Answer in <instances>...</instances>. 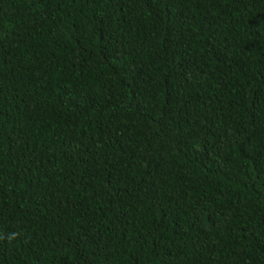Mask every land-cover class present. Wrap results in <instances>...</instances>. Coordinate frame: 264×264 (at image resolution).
Masks as SVG:
<instances>
[{"label":"trees","instance_id":"obj_1","mask_svg":"<svg viewBox=\"0 0 264 264\" xmlns=\"http://www.w3.org/2000/svg\"><path fill=\"white\" fill-rule=\"evenodd\" d=\"M0 264H264V0H0Z\"/></svg>","mask_w":264,"mask_h":264},{"label":"clouds","instance_id":"obj_2","mask_svg":"<svg viewBox=\"0 0 264 264\" xmlns=\"http://www.w3.org/2000/svg\"><path fill=\"white\" fill-rule=\"evenodd\" d=\"M17 235H18L17 233H12V234H10L7 238H8L9 240H11V239H15Z\"/></svg>","mask_w":264,"mask_h":264}]
</instances>
